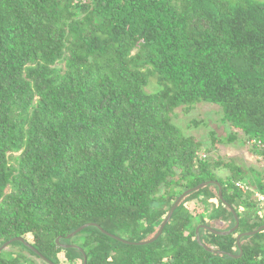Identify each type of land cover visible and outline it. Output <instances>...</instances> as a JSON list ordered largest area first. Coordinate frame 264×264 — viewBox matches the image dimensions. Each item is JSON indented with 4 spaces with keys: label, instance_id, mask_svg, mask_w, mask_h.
<instances>
[{
    "label": "trees",
    "instance_id": "16d2710c",
    "mask_svg": "<svg viewBox=\"0 0 264 264\" xmlns=\"http://www.w3.org/2000/svg\"><path fill=\"white\" fill-rule=\"evenodd\" d=\"M201 103L230 130L209 147L173 123ZM237 140L261 166L264 0H0V247L39 254L14 241L0 264H264V230L236 244L264 225V172L242 193L211 155ZM206 182L235 232L207 229L235 225L211 184L135 245ZM86 224L110 236L66 239Z\"/></svg>",
    "mask_w": 264,
    "mask_h": 264
},
{
    "label": "rangeland",
    "instance_id": "374dc122",
    "mask_svg": "<svg viewBox=\"0 0 264 264\" xmlns=\"http://www.w3.org/2000/svg\"><path fill=\"white\" fill-rule=\"evenodd\" d=\"M157 87L156 79L151 78L149 85L145 88L147 93H154ZM192 120L198 121L197 127L190 125ZM173 123L179 127L182 135L193 136L198 141L202 142L204 146L209 147L211 139L209 134L215 133L217 138L225 139L227 134L230 132L227 124L221 120L220 110L217 106L201 103L196 105L191 112L188 114L184 113L181 109L175 111ZM207 153L201 155L202 158H206ZM212 157L220 156L225 161H230L233 164L240 166L245 173L243 182H254L259 181L262 177L263 165L260 164L257 159L253 158L248 150V146H243L240 140H237L231 144H221L218 149L211 154ZM213 157V158H214ZM249 170H251L252 177H248ZM229 172L222 170L219 172L221 176L227 175ZM247 174V175H246Z\"/></svg>",
    "mask_w": 264,
    "mask_h": 264
},
{
    "label": "water",
    "instance_id": "95a60500",
    "mask_svg": "<svg viewBox=\"0 0 264 264\" xmlns=\"http://www.w3.org/2000/svg\"><path fill=\"white\" fill-rule=\"evenodd\" d=\"M211 184L217 186V188H218V197H219V199L222 201V203H223L224 205H227V204L224 202V200H223V197H222V187H221V185H220L218 182H206V183H203V184H201V185H199V186H197V187H195V188L189 189V190L185 191V192H184V193H183V194L177 199V201L174 203V205L172 206V208H171L170 212L168 213L166 219H165V220L163 221V223L161 224V226H160V228H159L157 234H156L151 240H149V241H147V242H144V243L135 244V245L151 244V243H153L154 241H156V240L158 239V237L161 235V233H162L163 228L165 227V225H166V224L169 222V220L171 219L172 214H173L175 208L177 207V205L179 204V202H180L185 196H187L188 194H190V193H192V192H195V191H198V190L202 189L203 187L208 186V185H211ZM227 207L229 208V210L232 212V214H233V216H234V219H235V225H234V227H233L232 229H230V230H228V231H224V232H216V231H213V230L207 228L210 232H212V233L215 234V235H218V236H228V235H230L231 233L235 232L236 229L238 228L239 221H238L237 216L235 215L234 211H233L228 205H227ZM88 227H96V228H97L98 230H100L102 233L107 234L105 231H103V230H102L98 225H96V224H86V225H83V226L79 227V228L76 229L74 232H72L71 234H69L68 236H66V239H70V238L74 237L75 235H77V234L80 233L82 230H84V229H86V228H88ZM199 229H200V227L197 228L196 231H195V238H196L197 243H198L199 245L203 246V245L201 244V242H200V238H199V234H198ZM262 230H264V225L261 226V227H259V228L256 229L255 231L240 234V235L237 237V239H236V244H237L238 248L240 249V239H241L242 237L253 236V235H255V234L261 232ZM107 235H109V234H107ZM109 236H110V235H109ZM111 237H113V236H111ZM113 238H115V237H113ZM115 239L119 240L118 238H115ZM14 241H20V242H22L26 247H29V248L32 249L36 254H38L37 251H35L33 248H31V247H30L25 241H23L21 238H16V239H14V240H11V241H8V242L4 243V244L0 247V252H1L2 250H4L9 244H11V243L14 242ZM57 241H58V240H57ZM128 244H130V243H128ZM203 247H204L205 250H207V251H211V250H209L207 247H205V246H203ZM211 252H212V251H211ZM213 252H215V251H213ZM215 253H218V254H224V253H222V252H215ZM225 254H226V253H225ZM241 254H242V251L240 250V255H239L238 257H240ZM38 255H39V254H38ZM230 256H232V255H230ZM233 257H234V256H233ZM236 258H237V257H236ZM83 264H86V258H85V257H84V262H83Z\"/></svg>",
    "mask_w": 264,
    "mask_h": 264
},
{
    "label": "built area",
    "instance_id": "2783aa9c",
    "mask_svg": "<svg viewBox=\"0 0 264 264\" xmlns=\"http://www.w3.org/2000/svg\"><path fill=\"white\" fill-rule=\"evenodd\" d=\"M252 143L253 142H251V144ZM258 147L262 148V145H260V143H258ZM202 156H204V155H202ZM261 163L263 165L262 168H263V172H264V161ZM235 187L238 190H240L242 193H247V192L251 191V188L249 187L248 183L243 182V181H237L235 183ZM253 194H254V199H256L257 201H259V202L264 201V194H261L259 191H256V190L253 192Z\"/></svg>",
    "mask_w": 264,
    "mask_h": 264
},
{
    "label": "crops",
    "instance_id": "0c3cea01",
    "mask_svg": "<svg viewBox=\"0 0 264 264\" xmlns=\"http://www.w3.org/2000/svg\"><path fill=\"white\" fill-rule=\"evenodd\" d=\"M260 167H261V166H260ZM250 172H251V170H249V172H248L249 174H248V175L246 174L248 177H249V176H250V177L253 176Z\"/></svg>",
    "mask_w": 264,
    "mask_h": 264
}]
</instances>
